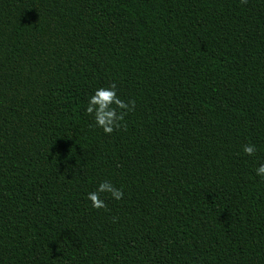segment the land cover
I'll use <instances>...</instances> for the list:
<instances>
[{"label":"trees","instance_id":"16d2710c","mask_svg":"<svg viewBox=\"0 0 264 264\" xmlns=\"http://www.w3.org/2000/svg\"><path fill=\"white\" fill-rule=\"evenodd\" d=\"M262 162L264 0H0V264H264Z\"/></svg>","mask_w":264,"mask_h":264},{"label":"clouds","instance_id":"9594fccd","mask_svg":"<svg viewBox=\"0 0 264 264\" xmlns=\"http://www.w3.org/2000/svg\"><path fill=\"white\" fill-rule=\"evenodd\" d=\"M134 108L135 101L125 102L118 96L116 85L112 84L108 87L96 88L88 97L84 111L92 117L96 128L102 129L105 135H110L115 130L123 127L122 122L125 115ZM242 151L245 155L252 157L257 152V146L249 143L243 146ZM255 175L264 179V162L255 168ZM104 193L110 194L111 198L116 201L121 200L124 196V192L115 187L110 181H102L95 191L87 193V200L90 201L92 208L104 209L106 207L105 200L101 197V194Z\"/></svg>","mask_w":264,"mask_h":264}]
</instances>
